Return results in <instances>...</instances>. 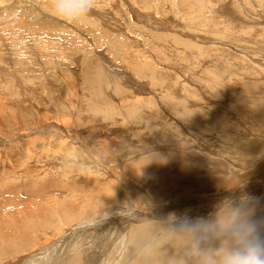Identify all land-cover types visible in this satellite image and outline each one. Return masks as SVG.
I'll return each mask as SVG.
<instances>
[{"label": "rangeland", "instance_id": "obj_1", "mask_svg": "<svg viewBox=\"0 0 264 264\" xmlns=\"http://www.w3.org/2000/svg\"><path fill=\"white\" fill-rule=\"evenodd\" d=\"M263 163L264 0H0V264H209L223 242L186 227Z\"/></svg>", "mask_w": 264, "mask_h": 264}, {"label": "clouds", "instance_id": "obj_2", "mask_svg": "<svg viewBox=\"0 0 264 264\" xmlns=\"http://www.w3.org/2000/svg\"><path fill=\"white\" fill-rule=\"evenodd\" d=\"M52 13L65 20L86 16L93 7V0H50ZM260 198L246 194L243 200L218 209L211 222L198 223L189 230L220 238L221 247L208 257L210 264H264V216H255L252 209L259 206Z\"/></svg>", "mask_w": 264, "mask_h": 264}, {"label": "bare ground", "instance_id": "obj_3", "mask_svg": "<svg viewBox=\"0 0 264 264\" xmlns=\"http://www.w3.org/2000/svg\"><path fill=\"white\" fill-rule=\"evenodd\" d=\"M248 118V117H247ZM253 120V119H252ZM257 125V124H256ZM261 127V124H259L258 125V127ZM262 134V133H261ZM260 137H262V136H260ZM263 145V144H262ZM262 147V146H261ZM245 151H247V153L250 155V152L248 151V149L246 148V147H243V148H241L240 150H239V154L241 155V158H240V160H245V158H246V156H243V153H245ZM235 154V153H234ZM148 161V160H147ZM252 163V162H251ZM262 172H264V163L262 164V165H260L259 167H257L256 169H254L253 171H251V172H249V173H246L244 176H242V177H237L236 178V180H235V183H240L241 181L240 180H249V179H251V178H258L259 177V175L262 173ZM263 179V178H262ZM252 187H253V185H251ZM254 186H255V190H252V195L253 196H255V197H258V198H260V200H262V199H264V180H262L261 182H256V183H254ZM251 191V190H250ZM143 195V194H142ZM224 197V196H223ZM246 197V195L245 194H243V193H241V194H238V195H235V199H233V197L232 196H225V199H223V202L221 203V204H219L218 206H216L215 208H213V210H212V208L210 209L209 208V210L208 211H206V212H208L207 214H206V212H205V214H206V216L208 217V215H213L214 213H216L217 211H218V209H220L221 208V206H224V207H226V206H228L229 204H231L234 200H243L244 198ZM219 200V199H218ZM107 201H108V197H106V199H105V201H103V200H97V201H95L94 203H93V205H92V207L93 208H95V207H99V206H101V205H103V204H105V203H107ZM209 201V200H208ZM174 203V202H173ZM62 204V203H61ZM183 204L184 203H182L181 204V206L179 207L178 205L179 204H177L175 207H174V205H170V207L169 208H161V210H162V212L164 213V214H166V216L167 217H169L171 214L172 215H178V218H177V222L178 221H180V222H182V221H189V220H197L196 219V217H197V215H201V217L202 218H205V216H204V214H202V212H200L201 210H197V212L199 211L200 213H197V215H195L196 214V211H193V212H190L189 213V211L187 212V211H183L184 209L182 208V206H183ZM178 206V207H177ZM212 206H215V204H213ZM61 207V206H60ZM177 207V208H176ZM90 209V208H89ZM194 209H195V207H194ZM145 210V209H144ZM166 210V211H165ZM188 210V209H187ZM203 211H204V209H203ZM153 212V211H152ZM159 214H161L162 212H160L159 210L157 211ZM173 212H175L174 214H173ZM148 213V212H147ZM149 213H150V211H149ZM149 213H148V215H149ZM162 213V214H163ZM137 215V214H136ZM140 215V214H139ZM143 215V214H142ZM171 215V216H172ZM215 215V214H214ZM214 215H213V217H214ZM150 216V215H149ZM30 217V216H29ZM41 217V216H40ZM210 217V216H209ZM171 218V217H170ZM68 219V218H67ZM214 219V218H213ZM211 221V220H210ZM31 222V221H30ZM174 222H175V220H174ZM197 222V221H196ZM27 223V222H26ZM3 224V223H2ZM42 224V223H41ZM4 225V224H3ZM21 225V224H20ZM26 225H28V224H26ZM5 226H7V225H5ZM44 226V225H43ZM158 226V225H157ZM3 227V226H2ZM23 227V226H22ZM27 227V226H26ZM26 227H25V229H26ZM24 228V227H23ZM125 228V227H124ZM189 228L190 227H186V230L187 231H190L189 230ZM5 229L6 228H3V229H1L0 230V232H3V235L2 236H7L8 234H9V232L8 231H5ZM7 229H9L8 227H7ZM129 229V228H128ZM98 230H100V229H98ZM123 230V229H122ZM129 230H131V228L129 229ZM128 230V231H129ZM177 230V229H176ZM25 231V230H24ZM31 231V230H30ZM109 232H110V230H109ZM108 234V233H107ZM131 234L132 235H134L133 236V239H132V244H134V242L135 241H138L139 243H141V242H144V241H148V236H150V237H153V235H151V234H155V232H154V230L152 229V227L151 226H149L148 225V223H147V225H137V226H135L134 227V229H133V231L131 232ZM191 234V233H190ZM189 234V235H190ZM10 235V234H9ZM16 235V234H15ZM145 235H147V238H145L144 239V236ZM179 235L180 234H178V233H175L170 239L169 238H167V239H169V240H167V243H166V245H163V244H161L163 247L164 246H166L164 249H163V251H162V255L163 256H166L167 254H169V252L171 253V255L174 253V251L175 250H177V248L175 247V241L176 242H179V240H180V237H179ZM210 236V235H209ZM126 237H128V232L126 231ZM160 237V236H159ZM166 237V236H165ZM16 238V237H15ZM100 238V237H99ZM216 238V237H215ZM17 239V238H16ZM178 241H177V240ZM218 239V238H217ZM9 240V239H8ZM8 240H6V241H8ZM165 240L166 239H164L163 237L161 238V242L162 243H165ZM108 241V239H105L104 240V246H106V242ZM169 241V242H168ZM138 242H137V244H138ZM219 242H223L220 238H219ZM109 241H108V245H109ZM213 243V242H212ZM8 244V243H7ZM107 245V246H108ZM139 245V244H138ZM181 245H182V243H181ZM180 245V246H181ZM133 245H131V247H132ZM158 246V245H157ZM161 246V247H162ZM150 247V246H149ZM160 247V246H159ZM11 248V247H10ZM17 248H19V246H17ZM21 248V247H20ZM137 248V246L134 248V249H136ZM129 249V248H128ZM134 249H132V251H134ZM139 249V248H138ZM137 249V250H138ZM22 250H23V248H22ZM126 250V249H125ZM127 251H129V250H126V252L125 253H127ZM155 251V250H154ZM3 252V251H2ZM110 252V251H109ZM147 252V251H146ZM0 253H1V249H0ZM19 253V252H18ZM115 253V252H114ZM124 252H123V255H126ZM113 254V253H112ZM154 254V253H153ZM175 254V253H174ZM122 255V256H123ZM103 256V255H102ZM156 256V255H155ZM206 257V256H205ZM124 258V257H123ZM92 260V259H91ZM106 260V259H105ZM156 260H157V257H156ZM157 261H159L160 262V259L159 260H157ZM199 261V260H198ZM137 262H138V259H137ZM137 262L135 261V260H132L131 262H126V263H128V264H137ZM156 262V261H155ZM101 263V262H100ZM125 263V262H124ZM152 263H154V257L152 256V253L147 257V256H144L143 257V263L142 264H152ZM197 263V262H196ZM205 263H207V262H205ZM204 263V264H205ZM87 264H91V263H87ZM95 264H98V263H95ZM111 264H123L122 262H120V261H112L111 262ZM210 264V263H209Z\"/></svg>", "mask_w": 264, "mask_h": 264}]
</instances>
